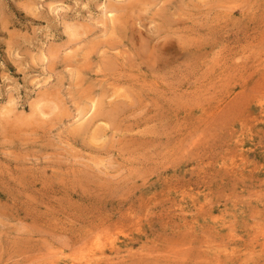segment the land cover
I'll list each match as a JSON object with an SVG mask.
<instances>
[{
  "label": "rangeland",
  "instance_id": "obj_1",
  "mask_svg": "<svg viewBox=\"0 0 264 264\" xmlns=\"http://www.w3.org/2000/svg\"><path fill=\"white\" fill-rule=\"evenodd\" d=\"M0 264H264V0H0Z\"/></svg>",
  "mask_w": 264,
  "mask_h": 264
},
{
  "label": "bare ground",
  "instance_id": "obj_2",
  "mask_svg": "<svg viewBox=\"0 0 264 264\" xmlns=\"http://www.w3.org/2000/svg\"><path fill=\"white\" fill-rule=\"evenodd\" d=\"M115 247V246H114Z\"/></svg>",
  "mask_w": 264,
  "mask_h": 264
}]
</instances>
